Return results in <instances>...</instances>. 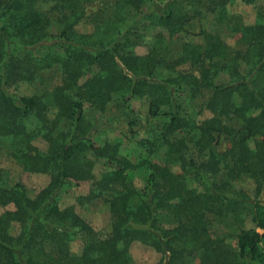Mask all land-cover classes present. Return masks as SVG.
<instances>
[{"label":"trees","instance_id":"16d2710c","mask_svg":"<svg viewBox=\"0 0 264 264\" xmlns=\"http://www.w3.org/2000/svg\"><path fill=\"white\" fill-rule=\"evenodd\" d=\"M234 1L0 0V156L6 152L25 172L50 176L48 186L30 197L22 184L7 188L0 169V207H14L0 215V264H130L135 242L164 255L159 264H187L193 254L198 264H264V12L246 25L229 12ZM94 2L99 11L87 14ZM140 18L169 37L197 23L202 44H184L178 58L168 59L165 37L146 35L136 26ZM84 22L93 25L89 35L76 31ZM222 28L239 35L243 48L225 46ZM146 37L149 52L138 56L135 47ZM183 62L194 69L175 71ZM92 67L96 72L79 85ZM53 68L60 81L50 102L7 93L11 83L31 82ZM220 75L227 80L218 82ZM180 91L189 101L207 92L212 117L200 124L184 115ZM134 96L146 97L150 116L161 120L156 141L142 142L148 154L165 145L181 169L176 174L142 160L148 174L143 190L127 180L126 170L134 166L118 154L119 145L92 142L81 102L103 111L113 97L126 102ZM50 106L56 109L51 115ZM39 137L47 144L44 153L33 145ZM222 140L228 143L224 152L217 149ZM98 159L116 166L102 177L111 220L107 237L57 201L66 182L94 179ZM189 175L203 182L201 191L187 184ZM242 179L254 183V199L231 188ZM211 218L230 219L234 232L225 238L235 239L236 251L224 237H212ZM165 220L173 228H165ZM77 235L83 245L75 255L70 244Z\"/></svg>","mask_w":264,"mask_h":264},{"label":"rangeland","instance_id":"374dc122","mask_svg":"<svg viewBox=\"0 0 264 264\" xmlns=\"http://www.w3.org/2000/svg\"><path fill=\"white\" fill-rule=\"evenodd\" d=\"M98 3L86 6V13L91 14L99 11ZM228 10L231 14L239 15L242 22L246 25L256 23L257 13L264 12V0H258L254 4H245L241 0H235L228 5ZM264 14V13H263ZM135 18L136 14H132ZM184 32L168 36L166 30L160 27L148 26V22L143 18L137 20L136 26L143 30L148 36H153L155 33H162L166 39L167 51L165 54L168 59L174 60L181 55L183 45L188 43L202 44V36L198 34L199 25L190 23ZM210 29V28H209ZM76 31L79 34L89 35L93 31V25L90 22H84L76 26ZM220 38L225 46L240 50L243 48V43L237 34H231L223 28L219 31ZM51 33H57L56 27L53 25ZM31 38V37H30ZM33 41L37 38H31ZM151 37H146L140 44L135 47V53L138 56H144L149 51V43ZM42 47H35V51L42 52ZM194 68L189 62H183L175 67V71L191 72ZM96 72V67H92L79 81L82 85L93 73ZM227 78L220 75L218 82H225ZM60 76L56 68L46 69L42 71L39 77L31 82L18 81L11 83L6 87L7 93L16 96L26 97H41L50 102L51 93L54 87L59 83ZM208 93L204 92L199 98L189 101L187 95L180 91L177 95L178 103L184 109V115L189 119H193L200 124L212 117L209 110L205 108L208 100ZM83 110L86 117L90 120L92 127L89 137L96 146L104 144L119 145L118 154L129 161L134 166L132 169L126 170L127 180L136 190H143L147 181L146 168L140 165L144 159H149L152 163L158 166L170 167L173 173H181L178 164H172L166 156L167 146H158L152 155H149L146 148L143 146V141L154 142L159 134V126L161 120L151 117L148 111L149 103L146 97L134 96L123 102L118 97H113L112 100L101 111L95 107L92 101L81 99ZM51 107V106H50ZM50 115L56 111L55 108L49 110ZM198 125V124H197ZM33 145L44 153L47 150V144L40 137L33 141ZM252 145V144H250ZM228 148L227 141L222 140L217 146L218 151L224 152ZM191 156V152L188 153ZM198 162V158L194 156ZM172 164V165H171ZM0 169L4 173V180L7 188L13 187L16 183L22 184L30 197L35 196L41 190L46 188L50 182L48 174H37L25 172L19 162L11 157L6 152L0 156ZM116 169L115 164L107 162L104 159L96 160L93 174L94 179L88 182L76 184L72 181L66 182L57 197L58 206L61 209L73 207L75 213L88 225H90L101 237H107L111 231L110 213L108 204L105 202V197L108 196V191L105 189V184H102V177ZM187 184L201 191L204 184L201 180L188 176ZM231 188L235 191L242 190L251 199H254L255 185L251 180L242 179L234 181ZM96 197H91V196ZM258 201V199H257ZM13 204H7L0 207V215L5 211L13 210ZM209 232L213 238H225L228 234L234 232L230 219L227 218H211ZM246 227L252 226L249 218L245 220ZM163 226L167 229L173 228V223L169 220L163 222ZM18 231L17 226L12 229L15 235ZM225 243L230 245L236 251V243L233 238H225ZM83 239L81 235H77L75 240L70 244L72 254L78 255L81 252ZM131 257L130 264H159L165 260V256L156 252L152 247L135 242L129 248ZM187 264H198L199 258L196 254L187 256ZM242 264H245L242 262ZM257 264V263H248Z\"/></svg>","mask_w":264,"mask_h":264},{"label":"built area","instance_id":"2783aa9c","mask_svg":"<svg viewBox=\"0 0 264 264\" xmlns=\"http://www.w3.org/2000/svg\"><path fill=\"white\" fill-rule=\"evenodd\" d=\"M262 253H263V255H264V246H262Z\"/></svg>","mask_w":264,"mask_h":264}]
</instances>
